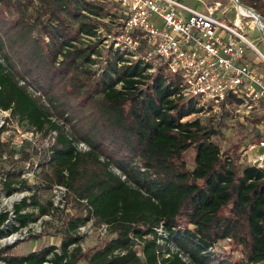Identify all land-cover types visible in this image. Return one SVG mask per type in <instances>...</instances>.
Wrapping results in <instances>:
<instances>
[{"label":"trees","instance_id":"trees-1","mask_svg":"<svg viewBox=\"0 0 264 264\" xmlns=\"http://www.w3.org/2000/svg\"><path fill=\"white\" fill-rule=\"evenodd\" d=\"M240 2L264 22V0ZM114 3L0 0V110L45 136L57 133L33 189L22 179L24 169L3 171L9 195L20 188L32 194L15 204L13 216L0 213V238L61 214L53 232L59 245L14 252L21 241L40 236L30 232L0 248V262L225 264L214 247L230 239L244 256L231 264L264 263V169L241 159L243 140L226 150L216 141L229 114L226 103L218 120L204 123L196 116L204 111L201 97L183 95L180 75L152 71V62L132 58L123 45L115 48V40L101 46L120 26L113 30L101 20L122 17ZM262 120L256 116L254 127ZM78 141L89 149L79 150ZM8 149L0 134V159ZM54 184L69 189L80 213L65 215L52 198L42 200L40 193ZM92 219L107 224L110 237L86 248L78 228Z\"/></svg>","mask_w":264,"mask_h":264},{"label":"built area","instance_id":"built-area-1","mask_svg":"<svg viewBox=\"0 0 264 264\" xmlns=\"http://www.w3.org/2000/svg\"><path fill=\"white\" fill-rule=\"evenodd\" d=\"M110 1L120 5L122 17L118 32L108 37L113 38L116 45L123 44L131 50L132 58L141 56L152 62L154 69L163 67L169 75H180L184 96L206 98L215 104H235L247 108L248 113L263 109L264 71L247 51L250 49L262 58V68L264 52L247 37L242 19L237 22V18L243 17L239 11L230 24L215 16L223 7L219 1L208 6L206 12L181 0ZM230 1L238 9L236 0ZM243 156L248 157L251 165L264 169V139L251 141ZM51 190L54 205L63 208L68 188L55 184ZM92 225L93 219L81 225L78 233L90 234ZM99 230L106 234L108 225L101 224ZM8 240L18 239L14 234Z\"/></svg>","mask_w":264,"mask_h":264},{"label":"rangeland","instance_id":"rangeland-1","mask_svg":"<svg viewBox=\"0 0 264 264\" xmlns=\"http://www.w3.org/2000/svg\"><path fill=\"white\" fill-rule=\"evenodd\" d=\"M184 4L191 6L195 9H198L200 11H207V7L210 5H213L214 2L219 1L223 4V7L217 11L216 17L222 19L223 21L232 24L238 9L236 5L230 1V0H181ZM115 4V3H114ZM113 12H116L117 15L121 13V8L119 6H113ZM116 16V15H115ZM115 16H109L112 17V20L114 22L109 21L111 18H105L101 19L102 22H107L110 24L113 30L117 27V23L120 22V19ZM244 17V16H243ZM242 19V26L244 28V31L247 35V37L252 40L259 49L264 52V41L261 37L260 31L256 23L254 22V18L252 17H244ZM263 22V21H262ZM264 24V22H263ZM117 30V29H116ZM99 32H101L103 35L107 34L104 29H101ZM108 36V34H107ZM96 41V39H93ZM113 38L108 37L107 40H104L101 44V46L105 48H109V45L111 44ZM123 45V44H121ZM119 45H114L115 48H117ZM247 55L253 59L255 64L264 71V67L262 68V58L255 52L248 49ZM259 64V65H258ZM158 69L155 68L154 72ZM23 83V82H22ZM31 91L37 95L40 96L42 94L41 91H37L35 88H31ZM42 100L45 101L48 105H50V101L44 96L41 95ZM224 103L221 104H212L210 100L206 98H201L200 105L204 107V111L200 112L198 117L201 118V120L206 123L209 121V119L218 120L221 114H223V108L222 106ZM225 110H228L227 119H225L224 122H222L221 126V134L219 136H216V141L219 142V144L222 147V150H226L228 146L234 142H237L238 140H243L240 144L239 152L241 159L247 162L248 164H251L250 160H248L247 156H243V151L247 147V145L251 141H255L256 134L260 132L263 134L264 139V120L260 122L256 128L253 125V119L256 116H263L264 115V106L262 110H253L250 113H248V109L245 107H240L235 104H229L225 105ZM10 117V121L9 118ZM57 117V116H56ZM55 117V119H57ZM62 126L65 127L66 131L71 130V124L67 121H65L63 118L57 119ZM6 126V127H5ZM0 128H4L1 134V140L6 142L9 146L10 150L8 149L7 152L4 153L3 157L0 159V213L5 211H10L11 214L13 213L15 204L21 202V200L26 197L30 196L32 194V191L29 189H17L12 194H8L7 191L2 189V177L3 171L9 170L13 167H17L18 169H24L22 174V179H25L28 181V184L32 186V189L34 186H37L41 183V177H39L38 172L41 170L40 163L45 161V158H47V155L53 150L54 143L56 141V132H52L48 134L47 136L43 135L42 133L36 131L34 128L29 127L26 123L20 122L16 118H12L10 116L9 112H3L0 110ZM24 139L23 144L21 143V140ZM77 147L81 151H86L89 149V146L84 141H78L76 142ZM11 149L14 153H11ZM194 151L190 150L188 151L186 158L191 160L193 158ZM30 164V165H29ZM116 172L120 173L118 169H114ZM32 172L33 175L29 176L28 173ZM18 186H20L19 183H17ZM55 185V184H54ZM53 185V186H54ZM68 193H70L69 189L67 191V194L65 196V206L63 207V213L66 214H78L80 213L78 205L73 200V197L70 195L68 198ZM42 200H46L48 198H52V190L48 191H42L40 193ZM60 212V213H62ZM59 215L61 214H54V215H48L37 222L30 223L29 227L23 228L18 232L4 235L0 238V248L4 247L7 244H13L16 242L15 240L13 242H10L8 239L12 237L14 234H16L17 239H23L29 233L38 234L40 236H37L35 238H29L24 241H21L16 247L14 252L23 254L26 253L32 249H40L44 245L48 244H60V238L58 236L54 235V229L57 224H59ZM13 216V214H12ZM48 220L49 223L44 224L43 221ZM12 221L9 220L7 223L8 225ZM3 229L7 231V225L3 226ZM92 231L88 235H84L85 240L83 242L84 247L89 248L92 246H101L103 245L108 239L109 235L108 232L106 234H102L99 230V226L95 223L93 220V225L91 227ZM30 230V231H29ZM214 250L217 252L219 259H221L222 262L225 264H231L232 262H239L241 259L244 258L243 253L241 252V249L235 245L232 240L225 239L222 241H219L215 247ZM184 260L187 261V258H184ZM189 262V261H187ZM78 264H86L85 262H79ZM264 264V263H261Z\"/></svg>","mask_w":264,"mask_h":264},{"label":"water","instance_id":"water-1","mask_svg":"<svg viewBox=\"0 0 264 264\" xmlns=\"http://www.w3.org/2000/svg\"><path fill=\"white\" fill-rule=\"evenodd\" d=\"M236 3H237L238 6H243L246 9H248L249 11L252 12L254 20L256 22V25L258 26L260 34H261V37H262V39L264 41V24L262 22V19H261L260 15L252 7L241 3L240 0H236Z\"/></svg>","mask_w":264,"mask_h":264},{"label":"bare ground","instance_id":"bare-ground-1","mask_svg":"<svg viewBox=\"0 0 264 264\" xmlns=\"http://www.w3.org/2000/svg\"><path fill=\"white\" fill-rule=\"evenodd\" d=\"M238 11H239V14L240 16H244V17H253V14L251 11H249L248 9H246L245 7L243 6H238ZM243 17V18H244ZM237 22L240 23L241 22V18H237ZM255 22V21H254ZM256 23V22H255Z\"/></svg>","mask_w":264,"mask_h":264}]
</instances>
